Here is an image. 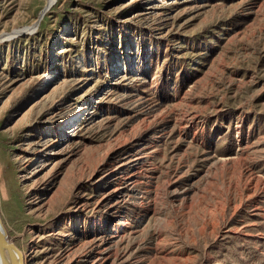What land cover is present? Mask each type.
Segmentation results:
<instances>
[{
  "label": "rangeland",
  "instance_id": "obj_1",
  "mask_svg": "<svg viewBox=\"0 0 264 264\" xmlns=\"http://www.w3.org/2000/svg\"><path fill=\"white\" fill-rule=\"evenodd\" d=\"M46 3L0 0L25 264H264V0Z\"/></svg>",
  "mask_w": 264,
  "mask_h": 264
},
{
  "label": "water",
  "instance_id": "obj_2",
  "mask_svg": "<svg viewBox=\"0 0 264 264\" xmlns=\"http://www.w3.org/2000/svg\"><path fill=\"white\" fill-rule=\"evenodd\" d=\"M50 6V5H49ZM0 264H25L23 251L9 237L0 218Z\"/></svg>",
  "mask_w": 264,
  "mask_h": 264
},
{
  "label": "bare ground",
  "instance_id": "obj_3",
  "mask_svg": "<svg viewBox=\"0 0 264 264\" xmlns=\"http://www.w3.org/2000/svg\"><path fill=\"white\" fill-rule=\"evenodd\" d=\"M55 0H47V3H46V5L48 6V5H51L53 2H54ZM58 51V50H57ZM75 124H77L76 122H75ZM75 131V130H74ZM49 133H51V132H49ZM54 132H52V134H53ZM0 218H1V215H0ZM1 221H2V223H3V220H2V218H1ZM3 225H4V223H3Z\"/></svg>",
  "mask_w": 264,
  "mask_h": 264
}]
</instances>
